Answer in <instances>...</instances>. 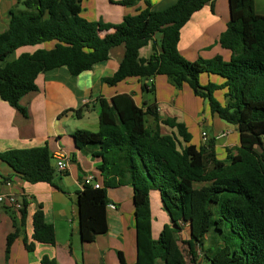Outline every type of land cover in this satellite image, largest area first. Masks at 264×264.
<instances>
[{
  "label": "trees",
  "instance_id": "obj_1",
  "mask_svg": "<svg viewBox=\"0 0 264 264\" xmlns=\"http://www.w3.org/2000/svg\"><path fill=\"white\" fill-rule=\"evenodd\" d=\"M143 1L146 9L125 17L112 34L101 38L97 24L81 16L83 0H18L25 10L14 9L7 32L0 34V97L26 117L20 101L38 91L40 74L66 68L72 77H78L106 62L120 46L125 48L124 59L115 75L104 80L108 85L139 79L142 90L152 93L149 82L159 76L167 77L179 90L188 85L214 115L237 128L236 152L226 150V158L218 160L215 140L196 147L185 124L176 120L159 123L156 106L138 107L128 95L101 100L99 132L74 135L77 149L96 147L93 155L102 160L101 188L84 184L78 197L81 241L91 244L108 233V191L131 185L138 252L135 264H198V249L211 264H264V16L257 14L255 0H228L230 21L219 44L232 53L231 60L216 57L192 62L179 52L181 31L213 0H177L158 12L152 10L149 0ZM157 35L161 37L160 53L154 45L153 55L141 59L140 51ZM48 43H55L54 48L12 59L21 49ZM202 75L218 76L223 83L203 87ZM217 92L223 93L224 103L215 98ZM150 118L156 121L155 128L148 124ZM159 124L174 133L162 135ZM0 163L32 185H52L58 175L47 147L0 152ZM152 191L159 193L171 221L158 239L152 234ZM22 204L19 222L16 212L7 210L15 229L7 238V261L16 240L26 236L29 202L25 197ZM185 227L190 236L183 243L187 256L179 240ZM33 228L32 242L24 238L27 252H33L36 244H56L55 229L45 222L41 205L33 216ZM212 231L220 236L227 231L233 238L215 250H206ZM118 258L120 264H127L122 253ZM41 264L57 262L44 257Z\"/></svg>",
  "mask_w": 264,
  "mask_h": 264
},
{
  "label": "crops",
  "instance_id": "obj_2",
  "mask_svg": "<svg viewBox=\"0 0 264 264\" xmlns=\"http://www.w3.org/2000/svg\"><path fill=\"white\" fill-rule=\"evenodd\" d=\"M124 1L128 0H83L81 16L96 23L99 36L105 38L115 31L125 17L134 16L147 7L143 0L132 5H123ZM149 2L152 10L158 12L173 6L177 0ZM20 5L18 0H0V34L7 32L11 12ZM255 9L257 14L264 16V0H255ZM229 21L228 0H213L195 13L182 29L179 52L192 62L216 57L229 62L232 53L222 49L219 44L220 36L226 31ZM154 45L160 53L159 35L140 51V58L148 60L154 53ZM54 46L55 43H48L24 48L17 51L12 59L24 53H34L38 49L51 50ZM124 55V46L115 48L106 62L97 64L91 71L78 77H72L66 68L40 74L36 80L38 91L29 93L20 101L21 108L27 112L26 117L0 97V152L47 147L55 166L59 158L68 164L64 173L55 176L52 185H32L17 176L8 165L0 163V195L14 196L18 200L24 197L30 199L24 229L28 242H32L33 216L38 205L43 208L45 222L54 227L56 234L54 246L36 244L31 253L26 251L25 237L22 235L14 243L7 261V238L15 229L7 211L11 208L0 205V264H41L44 257L55 260L57 264H120L119 253L123 254L127 264L136 263L137 234L134 189L131 185L108 191V233L97 237L91 244L83 243L80 237L78 197L87 177L94 176L96 182L102 185L103 179L99 172L102 160L93 155L96 147L77 149L74 135L77 132H99L101 100L111 101L116 96L128 95L138 107L146 109L145 105L156 106L158 122L176 120L185 124L192 135V144L196 147L206 145L203 133L207 135V143L215 140L214 149L218 160L226 158V150L235 153L239 147L237 128L214 115L208 103L196 97L188 85L179 90L167 77L159 76L149 82L154 89L149 93L142 90L143 82L139 79H129L116 86L105 83V79L115 75ZM200 82L205 87L210 83L220 85L223 79L202 75ZM148 124L153 128L157 125L154 118H150ZM158 126L162 135L171 136L174 133V130L166 126ZM150 198L152 234L154 239H158L164 226L171 222L166 224L167 219L161 209H157V212L153 209L152 199L155 205L163 209L159 193L151 192ZM15 216L19 222L20 213L16 212ZM185 229L188 228L185 227L182 233ZM189 238L188 231L186 241ZM203 263L204 260L199 259L198 264Z\"/></svg>",
  "mask_w": 264,
  "mask_h": 264
},
{
  "label": "rangeland",
  "instance_id": "obj_3",
  "mask_svg": "<svg viewBox=\"0 0 264 264\" xmlns=\"http://www.w3.org/2000/svg\"><path fill=\"white\" fill-rule=\"evenodd\" d=\"M18 9L19 10H25V8H24V6H22V5H20L19 7H18ZM220 78V77H219ZM200 84H201V82H200ZM202 86V85H201ZM218 93V94H217ZM216 94H215V98L219 101V102H223V100H224V98H223V95H222V92L220 93V92H217ZM149 96V95H148ZM239 135V134H238ZM200 133H199V140H198V142H199V144H200ZM152 192H156V191H152ZM152 205H153V209H154V211L155 212H157V209L158 210H160L161 209V211H162V214L163 215H165V217H166V219H167V223L166 224H170L169 222H171L170 221V218H169V216H168V214L161 208V207H159L158 205H155V203H154V201H153V199H152ZM157 215V214H156ZM156 217H158V216H155V218ZM169 219V220H168ZM156 221V220H155ZM164 225V224H163ZM162 225V226H163ZM186 231L184 232V233H182V234H180L179 235V240H180V246H181V248H182V250H183V252H184V254L187 256V249H186V247H185V245L183 244L184 243V241H186L187 240V238H188V229H185ZM215 236V239L213 240V238H212V236ZM233 238V236H230L229 234H228V232L226 231L225 233H224V235H218L216 232H214V231H212L211 233H210V238H208L207 239V242H206V244H205V249L207 250L209 247L210 248H212V249H216L217 248V246H222L225 242H227V241H230L231 239ZM211 239V240H210ZM233 241H235L236 243H238L239 241H238V239H233ZM203 255H204V252L203 251H201L200 249H198L197 250V253H196V256H197V258L198 259H202L203 260ZM188 260H189V258H188ZM203 264H211L206 258H204V263Z\"/></svg>",
  "mask_w": 264,
  "mask_h": 264
},
{
  "label": "built area",
  "instance_id": "obj_4",
  "mask_svg": "<svg viewBox=\"0 0 264 264\" xmlns=\"http://www.w3.org/2000/svg\"><path fill=\"white\" fill-rule=\"evenodd\" d=\"M224 136L225 135H222V137H224ZM202 138H203L204 143L207 145L206 133H203ZM67 168H68V164L65 162V160L63 158H59V160H57V163L55 166L56 172L58 174H62L67 170ZM84 184L87 186H93L95 189L101 188V185L96 182L94 176L87 177ZM26 200L28 202L30 201V199H28V198H26ZM0 205L11 208L13 211H15L17 213H20V211L23 209L22 200H18L14 196H8L7 197V196L0 195Z\"/></svg>",
  "mask_w": 264,
  "mask_h": 264
}]
</instances>
